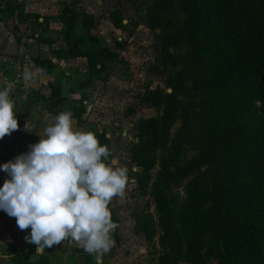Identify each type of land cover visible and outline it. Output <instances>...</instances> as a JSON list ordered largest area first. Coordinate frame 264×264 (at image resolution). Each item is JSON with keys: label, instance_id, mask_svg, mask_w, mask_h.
I'll return each instance as SVG.
<instances>
[{"label": "trees", "instance_id": "1", "mask_svg": "<svg viewBox=\"0 0 264 264\" xmlns=\"http://www.w3.org/2000/svg\"><path fill=\"white\" fill-rule=\"evenodd\" d=\"M0 13L16 28L35 19L20 0H0ZM86 15L64 4L70 32L78 20L87 30L65 52L96 68ZM146 17L172 71L166 88L140 95L155 115L133 150L154 206L139 231L159 236V264H264V0H152ZM96 137L111 153L107 134Z\"/></svg>", "mask_w": 264, "mask_h": 264}, {"label": "rangeland", "instance_id": "2", "mask_svg": "<svg viewBox=\"0 0 264 264\" xmlns=\"http://www.w3.org/2000/svg\"><path fill=\"white\" fill-rule=\"evenodd\" d=\"M20 1L35 18L28 24L16 28L0 13V72L10 73L5 74L2 89L16 73L22 75L10 96L20 128L0 139V165L38 143L39 133L43 136L45 127L61 112L72 113L75 131L106 133L111 139L107 163L127 167L129 182L125 196L114 198L109 205L113 247L103 255V264H159V236L148 239L138 228L146 214H154L148 190L141 184L148 174L132 161L139 124L155 115L140 95L166 88L172 71L163 67L157 32L148 26L146 7L152 0ZM65 3L94 22L89 32L97 35L101 46L89 43L87 48L97 56L96 68L88 58H72L65 52L87 33L84 21L79 20L70 32L69 24L63 22ZM116 16L122 20L121 28L115 25ZM38 59L53 63L50 73L39 67ZM26 69L35 73L31 82L23 79ZM55 88L60 95L53 97ZM28 121L34 130L31 133L24 131ZM6 179L7 174L0 171V187ZM174 191L184 194L182 186ZM30 231H21L16 218L0 211V264H96L94 256L71 238L37 253V246L25 241Z\"/></svg>", "mask_w": 264, "mask_h": 264}, {"label": "clouds", "instance_id": "3", "mask_svg": "<svg viewBox=\"0 0 264 264\" xmlns=\"http://www.w3.org/2000/svg\"><path fill=\"white\" fill-rule=\"evenodd\" d=\"M34 75L26 69L23 79L31 82ZM11 88L0 90V139L20 128ZM24 131H34L30 121ZM39 135L26 153L0 165L8 176L0 187V211L16 218L21 231L31 229L25 241L37 253L71 238L103 264L113 247L109 205L125 196L128 168L107 163L108 146L92 132L75 131L71 112H61Z\"/></svg>", "mask_w": 264, "mask_h": 264}, {"label": "built area", "instance_id": "4", "mask_svg": "<svg viewBox=\"0 0 264 264\" xmlns=\"http://www.w3.org/2000/svg\"><path fill=\"white\" fill-rule=\"evenodd\" d=\"M5 74H10L9 72L8 73H5V72H0V90H3V78L5 76ZM22 78V75L21 73H16L15 77L12 78L10 81H6L5 82V85L7 88L9 85H12V88L11 90H14L16 87H17V83H18V80ZM14 92H10V96H13Z\"/></svg>", "mask_w": 264, "mask_h": 264}]
</instances>
